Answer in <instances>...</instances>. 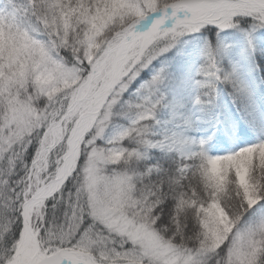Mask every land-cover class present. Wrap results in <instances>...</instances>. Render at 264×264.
I'll use <instances>...</instances> for the list:
<instances>
[{"label": "snow or ice", "instance_id": "obj_1", "mask_svg": "<svg viewBox=\"0 0 264 264\" xmlns=\"http://www.w3.org/2000/svg\"><path fill=\"white\" fill-rule=\"evenodd\" d=\"M0 264H264V0H0Z\"/></svg>", "mask_w": 264, "mask_h": 264}]
</instances>
